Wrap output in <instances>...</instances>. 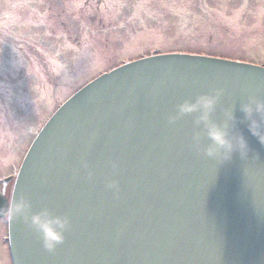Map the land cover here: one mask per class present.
<instances>
[{
	"label": "water",
	"instance_id": "obj_1",
	"mask_svg": "<svg viewBox=\"0 0 264 264\" xmlns=\"http://www.w3.org/2000/svg\"><path fill=\"white\" fill-rule=\"evenodd\" d=\"M214 89L223 90L214 118L231 108L242 120L249 96L264 100V67L158 54L70 96L35 137L12 192L33 212L67 215L70 228L49 252L23 220L13 222V264H264V145L239 123L249 159L234 153L219 164L193 147L195 114L168 121L179 103Z\"/></svg>",
	"mask_w": 264,
	"mask_h": 264
},
{
	"label": "rangeland",
	"instance_id": "obj_2",
	"mask_svg": "<svg viewBox=\"0 0 264 264\" xmlns=\"http://www.w3.org/2000/svg\"><path fill=\"white\" fill-rule=\"evenodd\" d=\"M73 1L72 18L59 10L60 39L45 27L42 39L24 44L20 86L18 73L0 72V144L11 151L12 169L67 97L122 62L180 50L264 65V0H132L135 8Z\"/></svg>",
	"mask_w": 264,
	"mask_h": 264
},
{
	"label": "clouds",
	"instance_id": "obj_3",
	"mask_svg": "<svg viewBox=\"0 0 264 264\" xmlns=\"http://www.w3.org/2000/svg\"><path fill=\"white\" fill-rule=\"evenodd\" d=\"M223 96L222 89H214L209 93L200 94L195 99H185L177 105L175 114L169 116L168 121L174 124L182 117L194 115L196 131L193 134V147L207 158L224 164L230 161L234 153H239L244 160L249 159L252 151L243 132L238 130L239 123H246L248 131L264 145V100L249 96L247 102L241 104L240 111L244 114L239 120L231 108H224L223 119L214 118ZM208 143H205V141ZM258 160L259 154L253 158ZM85 169L88 163H83ZM116 169V165H113ZM89 179L93 173L89 171ZM106 187L114 190L119 196L118 181L110 179ZM7 186L0 187V196H5ZM0 218L6 219L10 224L23 220L29 228L38 233L42 239L43 247L54 252L58 245L65 240V233L70 228V219L67 215H56L47 208L33 212L32 203L26 196L19 199H10L6 207H0Z\"/></svg>",
	"mask_w": 264,
	"mask_h": 264
},
{
	"label": "flooded vegetation",
	"instance_id": "obj_4",
	"mask_svg": "<svg viewBox=\"0 0 264 264\" xmlns=\"http://www.w3.org/2000/svg\"><path fill=\"white\" fill-rule=\"evenodd\" d=\"M124 8H135L132 0H120ZM70 11L66 17L72 18L76 4L73 0H0V72H15L19 78L14 82L20 86L24 70L28 66L27 40L35 43L43 38L45 27L46 36L53 42L60 39L57 29L65 26L59 12ZM55 27H58L54 30ZM87 27V26H85ZM71 36H67L69 40ZM56 48V47H55ZM36 52V51H35ZM25 77V75H24ZM1 85V83H0ZM21 162L12 169L11 151L6 144H0V187L7 186L5 196H0V207H6L12 197L15 176ZM9 222L0 218V264H12Z\"/></svg>",
	"mask_w": 264,
	"mask_h": 264
}]
</instances>
